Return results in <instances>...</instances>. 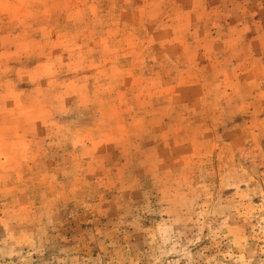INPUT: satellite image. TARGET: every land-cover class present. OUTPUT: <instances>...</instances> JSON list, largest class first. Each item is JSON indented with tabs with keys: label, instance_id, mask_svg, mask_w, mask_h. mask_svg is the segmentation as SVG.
<instances>
[{
	"label": "rangeland",
	"instance_id": "1",
	"mask_svg": "<svg viewBox=\"0 0 264 264\" xmlns=\"http://www.w3.org/2000/svg\"><path fill=\"white\" fill-rule=\"evenodd\" d=\"M0 264H264V0H0Z\"/></svg>",
	"mask_w": 264,
	"mask_h": 264
}]
</instances>
